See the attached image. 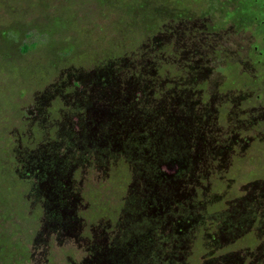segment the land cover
I'll use <instances>...</instances> for the list:
<instances>
[{
  "label": "rangeland",
  "instance_id": "rangeland-1",
  "mask_svg": "<svg viewBox=\"0 0 264 264\" xmlns=\"http://www.w3.org/2000/svg\"><path fill=\"white\" fill-rule=\"evenodd\" d=\"M213 1L234 8L0 0V250L11 260L93 264L97 243L114 240L111 264H264V223L251 211L264 217V57L253 49L261 41L252 23L213 15ZM51 170L75 192L72 229L43 223L45 192L49 210L50 188L62 187ZM177 185L192 200L212 193L204 206L181 192L162 206L158 197ZM132 191L158 218H141ZM245 197L249 217L237 212ZM132 206V231L154 222L138 234L124 226Z\"/></svg>",
  "mask_w": 264,
  "mask_h": 264
},
{
  "label": "trees",
  "instance_id": "trees-1",
  "mask_svg": "<svg viewBox=\"0 0 264 264\" xmlns=\"http://www.w3.org/2000/svg\"><path fill=\"white\" fill-rule=\"evenodd\" d=\"M234 1H236V0H234ZM251 1H253V0H242L241 1V3H240V7L239 8H237L236 9V7L233 9V10H231V11H229V15L231 16V17H233V18H235V20H237V21H235V23H234V26H236L237 24H238V21L239 20H241L242 21V23L243 24H241L242 25V27H245L247 24H244L245 23V21L246 22H248L249 21V19H251L252 18V14L254 13V12H257V14H261L262 16H264V10L261 8V5L260 4H258V7L256 8V9H254V10H252L251 11V14H250V11H249V6H248V4L251 2ZM258 3H261L262 1H264V0H256ZM252 3V2H251ZM237 12H239V15L238 14H236ZM256 32H258V29H256ZM112 72V71H111ZM113 73V72H112ZM105 80H107V79H105ZM104 81V80H103ZM242 94V93H241ZM245 94V93H244ZM243 94V95H244ZM138 94L136 93V94H131V97L130 98H132V101H134V102H137V96ZM242 96V95H241ZM127 99V98H126ZM127 102V101H126ZM116 104V103H115ZM106 106L108 107V110H106V111H110L111 113H110V116H112V119L114 120V117H115V114H114V112H113V110H114V108L112 107L113 106V104H112V101H107L106 102ZM134 108V107H133ZM132 108V109H133ZM134 110V109H133ZM136 110V109H135ZM136 111H144L145 112V109L143 108H141V109H139V110H136ZM146 116L149 118V115L146 113ZM252 119H253V116L251 117ZM248 122H249V119L247 120ZM247 121H246V123H247ZM152 122V121H151ZM106 124V123H105ZM131 128V131H133L134 129L132 128V127H129V129ZM99 135H97L96 134V136H95V138H97ZM93 137V136H92ZM126 143H127V141H126ZM187 147H190V144H188L187 145ZM194 154V153H193ZM192 154V155H193ZM190 155V154H189ZM192 155H190V156H192ZM63 160H64V162H65V164H64V167H66V165L68 164L67 162L69 161V159L70 158H67V157H64V156H62L61 157ZM186 165H187V163H186ZM162 166H164V165H162ZM162 166H160V165H158V168L159 169H157L158 171H160V173L161 174H163V172L165 171V169H162ZM35 171L37 170V182L41 185V186H43L44 185V180H43V178H44V176H42L43 174H42V172H41V169H40V167H34L33 168ZM58 171H54V170H51L50 171V178L51 179H55V181L56 180H58V182H60V183H62V187L60 188V186H58V188H56V187H53V185L55 184H53L52 185V188H50V190H52V194H54L55 195V197L50 201V203H49V205H47L48 206V208H50L49 210H47V208H46V204H47V202H46V192H45V203H44V208H45V210H46V214H45V216H44V219H43V223H45V224H47V225H49V223H51V226L52 227H54V228H58V229H63V230H67V229H72L73 227H76L77 225H78V223H79V217L77 216V215H75V212L73 213V212H71L70 210H73V207H71V208H69L70 206L68 205V203L69 202H72L73 201V198H76V195L74 194L75 192L73 191V189L70 187V185H69V180L67 181L66 179H65V172H62L63 173V175H58V173H57ZM143 172H145V174L148 176V177H151V175H149V174H147V172L145 171V170H143ZM200 171H196V173H199ZM200 174V173H199ZM199 174H197L198 176H200ZM156 178H157V176H156ZM158 182V185H159V187L161 188L162 187V189L165 187V185H167V184H164V183H161V182H159V181H157ZM150 185V184H149ZM149 185H148V188H149ZM188 185V184H187ZM190 185V184H189ZM164 186V187H163ZM50 187H51V185H50ZM180 187H182V185H177V187L176 188H174L173 190H171V189H169L170 190V192L169 193H161L162 195H160V197H158V199L160 198V202H161V204H162V206H165V205H168V203L171 201L172 202V200H173V202H175V201H179V192H181L182 194L183 193H185V195L184 196H186L187 198H189V200L191 201V203H192V205H194L195 203L196 204H198V205H201V206H204L203 205V202H204V199L206 198V196L209 194V193H212V192H208L207 194L205 193V194H202L201 196H199V197H195V198H193V200H192V194H191V191L189 190V189H185V188H180ZM37 188L39 189V186L37 185ZM48 187L46 186L45 187V189H47ZM39 192H40V189H39ZM134 192L135 191H132V192H130V193H128V196H127V198H129V197H132L133 199H135V200H137V202H135V205L136 204H138V202H139V206H140V208L139 209H137V211L138 212H140L141 214L143 213V215L141 216V218L145 221L146 219L144 218V216L145 217H150V218H158V216H156V215H154L153 214V216L152 215H148V213H144V211L142 210V207H141V203H142V201L141 200H139V199H137L136 198V196H134ZM148 192V196L150 195L149 193H152V192H154V190L153 191H151L150 190V192L149 191H147ZM32 193V192H31ZM42 193V192H41ZM213 193H220V198L218 199V201H221V200H223L222 199V196H223V192L221 193V192H218V191H216V192H213ZM35 194H37V197L39 198V197H42V195L40 194V193H38V192H35ZM40 194V195H39ZM73 197V198H72ZM246 197L243 199V200H241L242 201V205L240 204V207H239V209H237V212L238 211H240V210H244V212H246V216L247 217H249V214H248V210L250 209V206L248 205V204H246L245 205V203L247 202L246 200ZM132 201V200H131ZM167 201V202H166ZM217 201V202H218ZM74 202V201H73ZM179 203V202H178ZM60 204V205H59ZM195 204V205H196ZM180 205V204H179ZM200 207V206H199ZM69 208V209H68ZM135 208L132 206L129 210H128V212L125 214V216H126V224L124 225L127 229H130L131 230V228H134V224H135V219L139 216V214L137 213V215L134 217V219L132 218V216H133V214H135V212H136V209L134 210ZM255 209H256V211H255ZM158 210V209H157ZM235 210H236V208H233L232 210H227L226 212H224L223 213V215L222 216H224L223 217V219H224V223H225V225H232V223H233V220L236 218V216H235ZM49 211H51V214L49 213ZM251 211L253 212H256V217L255 218H253L254 219V221L256 222L257 220H258V226H259V222H262V223H264V217H263V215H260V213L259 212H262L263 210L261 209V208H259V206H257V207H254V209H251ZM202 213H206L205 211H202L201 213H199L198 215L200 216ZM63 214H65V215H63ZM145 214V215H144ZM207 217V214H206V216L204 217V218H206ZM251 220V219H250ZM78 222V223H77ZM103 223V222H102ZM152 223V224H151ZM151 223H148L145 227H143V228H141V229H135L134 231H132V232H134L135 234H138V233H140V232H142V230L143 229H146V228H150L153 224H154V222H153V220H152V222ZM219 224H220V221H219ZM14 227H16L17 228V225H13ZM147 230H151V229H147ZM153 232V231H152ZM153 235V233H149V236H152ZM163 235V234H162ZM161 235V236H162ZM133 238V236L129 239V240H131ZM128 240V241H129ZM114 240H112L111 242H107L106 244L104 243V242H101V244H98L97 243V245L101 248L100 250H99V253H97V254H94V255H91V256H93V258L95 259V262L93 263V264H111L110 262V260H108L109 259V254H111V252H112V250L114 249V248H119V247H116V242H113ZM18 242V241H17ZM88 246H90L91 244L90 243H88L87 244ZM17 247H19L20 246V244L19 243H17V245H16ZM91 247H93V246H91ZM90 248V247H89ZM25 250V249H24ZM4 250L3 249H1L0 250V264H19V261L18 260H11L10 259V255H6V253H4L3 252ZM87 257L88 258H91V257H89V256H86V258H84L83 260H85V259H87ZM79 264H84L83 263V261L82 262H80Z\"/></svg>",
  "mask_w": 264,
  "mask_h": 264
},
{
  "label": "flooded vegetation",
  "instance_id": "flooded-vegetation-1",
  "mask_svg": "<svg viewBox=\"0 0 264 264\" xmlns=\"http://www.w3.org/2000/svg\"><path fill=\"white\" fill-rule=\"evenodd\" d=\"M251 2L248 4L250 14H251L252 10H254V9H256L258 7V4H260L261 8L264 10V1H262L261 3H258L256 0H253ZM216 3L217 2H215V1L208 3V6L211 7V9L213 10V15L216 14V15H218V17H220V15H221L220 18L226 17V18L230 19V21H231L230 24L233 25L235 23V21H237V20H235V18H233V17H231L229 15V11H226V10H224L225 12L223 11V7H222V4H221L222 2L219 3V4H216ZM233 3H234V8L236 7V9H237V8L240 7L241 0H236ZM204 14L205 13L203 12L202 15L204 16ZM206 14H208V13L206 12ZM236 14L239 15V12H237ZM250 23L255 25V27L252 26V28L254 30V34L253 35H255V36L257 35V37H259L260 41H261V43H260L261 46L260 47H258L257 45L253 46V49L256 51V56L259 59L257 61L260 62L261 58L264 57V16H262L261 14H257V12H254L252 14V18L249 19V23H247L246 26L250 27V25H249ZM256 29H258V32H256Z\"/></svg>",
  "mask_w": 264,
  "mask_h": 264
}]
</instances>
